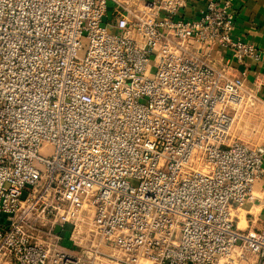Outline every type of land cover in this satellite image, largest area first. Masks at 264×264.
Segmentation results:
<instances>
[{
	"label": "built area",
	"instance_id": "obj_1",
	"mask_svg": "<svg viewBox=\"0 0 264 264\" xmlns=\"http://www.w3.org/2000/svg\"><path fill=\"white\" fill-rule=\"evenodd\" d=\"M182 3L0 0V264H264L233 215L264 168L232 61L260 54L231 0Z\"/></svg>",
	"mask_w": 264,
	"mask_h": 264
},
{
	"label": "crops",
	"instance_id": "obj_2",
	"mask_svg": "<svg viewBox=\"0 0 264 264\" xmlns=\"http://www.w3.org/2000/svg\"><path fill=\"white\" fill-rule=\"evenodd\" d=\"M210 1L212 0H183L176 18L198 19ZM231 3L234 13L233 36L255 45L260 54L259 61L249 59L245 66L232 61L236 74L247 69L245 84L247 88L253 89L258 97L256 107L248 111L251 123L246 127L247 130L254 131L255 123L260 118L264 119V0H231ZM117 12L111 7L110 15L114 17ZM215 56L219 58L218 53ZM225 58L230 61L227 53ZM217 63L220 65L222 61L218 59ZM257 148L262 153L264 168V142L257 145ZM233 215L237 228L242 231L258 232L264 228V175L254 185L253 198L242 206L235 207Z\"/></svg>",
	"mask_w": 264,
	"mask_h": 264
},
{
	"label": "rangeland",
	"instance_id": "obj_3",
	"mask_svg": "<svg viewBox=\"0 0 264 264\" xmlns=\"http://www.w3.org/2000/svg\"><path fill=\"white\" fill-rule=\"evenodd\" d=\"M86 50V40H84V48L79 52L80 55H83ZM154 71V67H149V75H152V72ZM250 113L248 111H241L239 113V116L236 119L234 131L235 136H238L240 139L245 141L246 143H249L251 146L257 147V145L264 142V119H259L257 123H255L254 127L255 130H247L246 127L248 124L251 123V120L249 118ZM254 124V123H253ZM253 127V126H251ZM53 150L52 147L48 148H42L40 153L41 155H46ZM4 219V215L0 216V220ZM70 230L69 226L64 230L65 236L68 234V231Z\"/></svg>",
	"mask_w": 264,
	"mask_h": 264
}]
</instances>
